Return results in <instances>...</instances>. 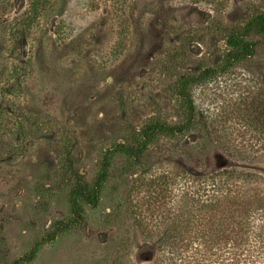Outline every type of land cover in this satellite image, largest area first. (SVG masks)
Segmentation results:
<instances>
[{
	"label": "rangeland",
	"instance_id": "rangeland-1",
	"mask_svg": "<svg viewBox=\"0 0 264 264\" xmlns=\"http://www.w3.org/2000/svg\"><path fill=\"white\" fill-rule=\"evenodd\" d=\"M262 13L264 0H0V264L33 250L18 264H172L188 172L223 146L264 151V33L239 61L229 44ZM104 171L76 219L73 190Z\"/></svg>",
	"mask_w": 264,
	"mask_h": 264
},
{
	"label": "trees",
	"instance_id": "trees-1",
	"mask_svg": "<svg viewBox=\"0 0 264 264\" xmlns=\"http://www.w3.org/2000/svg\"><path fill=\"white\" fill-rule=\"evenodd\" d=\"M253 31L264 33L263 13L254 16L243 32L230 36V59L253 56L254 43L245 39ZM117 149L127 148L119 144ZM218 154L210 171L188 172L190 205L186 224L172 229V264H264V151L259 154L251 148L223 146ZM106 177L104 171L95 187L85 183L75 187L72 203L76 219L83 216L77 199L97 206L98 191ZM34 256L35 250L18 262L32 261Z\"/></svg>",
	"mask_w": 264,
	"mask_h": 264
}]
</instances>
